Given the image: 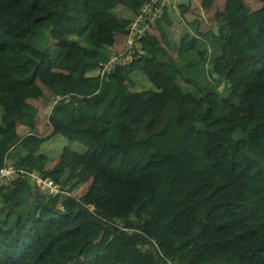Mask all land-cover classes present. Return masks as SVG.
Listing matches in <instances>:
<instances>
[{"label":"trees","instance_id":"trees-1","mask_svg":"<svg viewBox=\"0 0 264 264\" xmlns=\"http://www.w3.org/2000/svg\"><path fill=\"white\" fill-rule=\"evenodd\" d=\"M144 1L0 0V166L68 191L90 179L74 202L118 238L117 257L86 238L70 195L16 178L0 185V264H264V0H222L215 29L192 18L177 40L164 6L141 51L91 73L126 31L115 8ZM44 95L49 134L83 146L49 169L29 100ZM121 99L155 112L135 126Z\"/></svg>","mask_w":264,"mask_h":264},{"label":"rangeland","instance_id":"rangeland-1","mask_svg":"<svg viewBox=\"0 0 264 264\" xmlns=\"http://www.w3.org/2000/svg\"><path fill=\"white\" fill-rule=\"evenodd\" d=\"M244 3L250 7L254 8L259 4L258 0H243ZM172 6H169L171 11V16L173 18V23L170 28L171 37L175 40L178 39L179 34L186 28L187 20L192 19V17H196V19L200 22V27L202 28H213L215 29L217 26V21L214 18V13L219 11L222 7V0H211L210 3L206 5L201 4V0H170ZM179 3H185L186 9L184 7H180ZM184 5V4H183ZM185 9V11H184ZM115 11L123 16L128 15V10L123 8L122 6H117ZM169 11V12H170ZM184 12V13H183ZM183 13V15L181 14ZM188 27V26H187ZM154 32V28L151 30ZM170 53L173 54V51L170 50ZM30 101L35 103L38 107L37 120L39 125L36 128L32 129V131L39 132L41 135H45L41 142V150H47V162L48 166L45 169L50 168V161L52 160L54 155L59 154V151L63 145L69 146L76 150H82L83 146L76 141L67 140L64 137H60L57 134H49L48 129L45 124V112L50 104V100L47 96L38 97V98H29ZM122 113L130 119V123L132 120L140 119L142 122L146 117L147 113L143 106H135L132 104L125 103L122 107ZM47 147V149H45ZM52 156L50 157L49 155ZM90 179H87L80 185H78L73 191H69L70 196L73 200H69L67 203V207L69 210L75 213L76 217H81L75 222L84 229L86 238L92 239L94 242L98 243L101 247L106 248L108 250L114 251L115 255L118 257L116 252V246L118 243L117 236L109 230L104 229L99 224L92 223L84 211H82L74 202V199L82 193V191L88 185ZM60 205V204H59ZM91 206H86V211L90 210Z\"/></svg>","mask_w":264,"mask_h":264},{"label":"built area","instance_id":"built-area-1","mask_svg":"<svg viewBox=\"0 0 264 264\" xmlns=\"http://www.w3.org/2000/svg\"><path fill=\"white\" fill-rule=\"evenodd\" d=\"M169 3L170 0H145L136 11L130 12L120 47L111 52L105 60L100 61L95 69L99 77H103L113 65L130 61L135 52L141 51L136 44V39L145 32H151L154 19ZM16 178H26L38 191L48 195H58L59 199L70 194L52 177L42 174L35 168L27 169L10 162H5L0 166V185H6Z\"/></svg>","mask_w":264,"mask_h":264},{"label":"crops","instance_id":"crops-1","mask_svg":"<svg viewBox=\"0 0 264 264\" xmlns=\"http://www.w3.org/2000/svg\"><path fill=\"white\" fill-rule=\"evenodd\" d=\"M210 2H211V0H210ZM210 2H209V3H210ZM183 4H184L183 7L186 9V8H187V7H186V4H185V3H183ZM185 9H184V11H185ZM169 11H170V9H169ZM183 13H184V12H183ZM183 13H181V14L183 15ZM170 14H171V11H170ZM192 18H196V17H192ZM188 22H189V19L187 20L186 27L188 26ZM198 22H199V21H198ZM199 24H200V22H199ZM122 38H123L122 33H119V34H117V35L115 36V39H114L113 43H112L111 46H110V49H111L112 51H113V50H116V49H118V48L120 47L121 42H122ZM120 103H121V112H122V107L124 106L125 103L135 105V104H133V103H131V102L125 100V99H121V100H120ZM135 106H137V105H135ZM139 107H141V106H139ZM49 108H50V104H49V106H48V108H47V110H46V112H45V118H44V120H45V124H46V127H47V129H48V133L50 132V129H49V125H48V123H47V118H46V116H47V114H48V112H49ZM143 109H145V112L147 113V117H146L142 122H140V119H138V118L135 119V121L132 120L131 124H133V125H135V126H140V125H142V124L145 122V120H146L149 116H151V115L154 114V112H155V108H154L153 106H151V105H144V106H143ZM37 114H38V110H37ZM129 121H130V119H129ZM37 125H39V122H38V120H37V116H36V117H35V120H34V127H33V129L36 128ZM17 129H18V131H19V134H21V135L26 134L27 132H29V129H28L26 126H23V125H21V124H18V125H17ZM33 132H34L35 134H37L38 136H40V137H45V135L43 136V135L39 134V132H36V131H34V130H33ZM59 136H60V135H59ZM60 137H62V136H60ZM63 146H64V145H63ZM45 149H47V147H46ZM42 151L45 152V150H43V149H42ZM45 153H46V155H48L47 150H46ZM49 156L51 157L52 154L49 155ZM57 157H58L57 155H54V156H53L52 160L50 161L51 165L57 160ZM48 163H49V162H47V164H48ZM51 165H50V166H51ZM47 167H48V166L45 165L44 168H47ZM80 217H81V215L78 216V217H76V220H78Z\"/></svg>","mask_w":264,"mask_h":264},{"label":"clouds","instance_id":"clouds-1","mask_svg":"<svg viewBox=\"0 0 264 264\" xmlns=\"http://www.w3.org/2000/svg\"><path fill=\"white\" fill-rule=\"evenodd\" d=\"M166 6H167L168 8H169V6H172L171 2H170L169 4H167ZM128 15L130 16V12H128ZM128 15H127V16H128ZM153 28H154V25H153ZM151 32H152V31H151ZM122 35H123V33H122ZM116 50H117V49H116ZM116 50H113L112 52H114V51H116ZM96 68H97V67H96ZM96 68H95V69H96ZM95 69L92 70L91 73L96 74ZM67 191H68V190H67ZM68 192H69V191H68ZM69 195H70V194H69ZM69 195H67V197H69ZM64 197H66V196H64ZM59 204H60V205H59ZM59 204H58V206H61V203H59Z\"/></svg>","mask_w":264,"mask_h":264},{"label":"water","instance_id":"water-1","mask_svg":"<svg viewBox=\"0 0 264 264\" xmlns=\"http://www.w3.org/2000/svg\"><path fill=\"white\" fill-rule=\"evenodd\" d=\"M44 96H47V95H44ZM24 151H22V153H23ZM66 199L68 198L67 196L65 197Z\"/></svg>","mask_w":264,"mask_h":264}]
</instances>
